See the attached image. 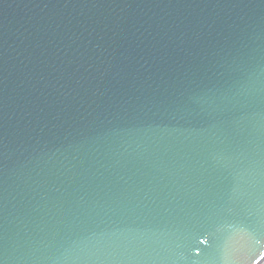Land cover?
<instances>
[{
  "label": "water",
  "instance_id": "95a60500",
  "mask_svg": "<svg viewBox=\"0 0 264 264\" xmlns=\"http://www.w3.org/2000/svg\"><path fill=\"white\" fill-rule=\"evenodd\" d=\"M264 0H0V264H263Z\"/></svg>",
  "mask_w": 264,
  "mask_h": 264
},
{
  "label": "rangeland",
  "instance_id": "374dc122",
  "mask_svg": "<svg viewBox=\"0 0 264 264\" xmlns=\"http://www.w3.org/2000/svg\"><path fill=\"white\" fill-rule=\"evenodd\" d=\"M264 264V263H263Z\"/></svg>",
  "mask_w": 264,
  "mask_h": 264
}]
</instances>
